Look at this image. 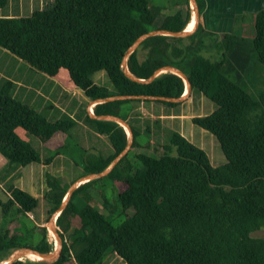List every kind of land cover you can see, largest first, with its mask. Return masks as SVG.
<instances>
[{
  "label": "trees",
  "instance_id": "trees-1",
  "mask_svg": "<svg viewBox=\"0 0 264 264\" xmlns=\"http://www.w3.org/2000/svg\"><path fill=\"white\" fill-rule=\"evenodd\" d=\"M196 1L200 10V0ZM8 2L0 0V9ZM190 16L189 0H53L29 15L0 17V48L60 86L80 88L91 100L113 95L179 97L185 83L177 74L167 71L140 83L123 73L121 62L139 35L152 29L182 30ZM253 29V50L264 66V8L253 15ZM250 63L245 38L233 31L215 33L198 24L185 37L144 39L129 54L128 70L139 78H148L164 65L182 70L191 90H199L216 104L210 113L192 116L191 122L216 137L225 162L213 165L204 149L178 131H172L170 144L161 147L158 156L142 151L154 143L138 138L151 132V122L157 124L160 118L143 115L134 106L154 101L180 107L183 101L95 103V114L119 116L133 133L129 150L105 175L113 179L123 220L116 224L113 216H105L90 203L79 206L85 197L79 193L102 177L85 181L56 219L62 237L59 258L51 263L22 258L13 264H97L106 255H118L125 264H264V235H255L264 231V84L257 99L244 88L243 75ZM99 70L105 71L112 90L94 83L92 76ZM14 88L12 80L0 79V156L9 164L6 171L33 162L49 163L53 155L43 158L30 143L31 136L45 145L55 133L63 132L64 151L71 147L75 125L69 116L47 119L18 100ZM83 112L86 124L106 138L109 148L89 155L82 149L80 161L84 174L100 172L123 150L128 134L115 121ZM134 150L139 151L131 155ZM134 161L141 166L134 167ZM6 171L0 174V187L5 184L9 192L6 200L0 198V261L19 247L51 251L47 227L31 225L28 213L44 206L49 219L70 184L47 172L48 190L39 199L11 179L1 184Z\"/></svg>",
  "mask_w": 264,
  "mask_h": 264
},
{
  "label": "rangeland",
  "instance_id": "rangeland-1",
  "mask_svg": "<svg viewBox=\"0 0 264 264\" xmlns=\"http://www.w3.org/2000/svg\"><path fill=\"white\" fill-rule=\"evenodd\" d=\"M53 0H9L8 4L0 9V17L5 16H25L29 15L30 12L34 9L43 8L45 6H48L52 3ZM154 3H157L158 0H153ZM167 7H172V4H167ZM170 9V8H167ZM164 12H168L167 10H164ZM192 13V12H191ZM238 35L243 36L245 38V45L246 47L250 48L251 50V63L248 67L247 72L243 75L244 77V88L249 92V94L254 98L257 99L258 94L260 90L263 87L264 84V66L258 62L256 58V53L253 50L252 45V39H253V19L252 15L250 17H246L243 21L242 26L234 27V31ZM204 38L209 37L207 35H204ZM222 51V48H218V53ZM32 75L36 74L34 71H32ZM40 75H33V79L37 78ZM97 78V77H96ZM1 79V78H0ZM23 79V78H22ZM108 77H106V81L108 82ZM60 86V85H59ZM16 98L23 103H26L30 106L37 107L42 115H45L48 118L54 119L47 115L46 111V104L42 100H47L42 97V94L39 93L35 88L31 90H24L21 89L17 94ZM74 98H77V96H74ZM187 99V98H186ZM33 100V101H29ZM52 100H59L58 95L56 92L53 93V99ZM185 102V100H184ZM191 107V111L187 109V104L184 105V109L181 110L184 113H188L189 115H192L195 113L196 115H204L210 113L215 107L216 104L213 103L211 100H209L207 97H205L199 90L193 89L191 93V102L189 103ZM183 106V105H182ZM179 110V107H175L173 110V113H182ZM131 117V116H129ZM130 120L133 121L131 118ZM152 121V120H151ZM172 131H178L181 134H183L187 139H189L191 142H193L195 145L201 147L206 151L208 154L210 161L213 165L218 166L225 162L224 154L221 150V147L219 145L218 140L216 137L210 133L209 131L202 129L201 127L194 125L191 122V119H180L179 117L175 118H162L160 119L159 123L151 122V132L149 133H142L140 137L138 138L139 141L142 143H145L147 141H151L154 144H151V149H145L142 150L150 155L158 156L161 153V147L164 145L170 144V138ZM89 132V131H88ZM83 133H86V130L83 129ZM61 135H54L52 140L45 145H41L33 136H31L30 143L37 147L42 156H48L53 155L54 157H58L56 154V149L60 155V157L55 161L61 162L64 158L62 155L67 157L66 153H68V150H62L61 145H58L60 143ZM92 141V147L96 148L98 151L103 150L105 151L108 148V142L106 139H100L96 136L91 137ZM71 143V146L73 147L71 154L72 155H79L82 151V149H87V155L96 153L98 151H94L92 148L87 146V143L82 142V136L76 137ZM156 147L157 151H154L153 148ZM56 148V149H55ZM139 151V150H138ZM136 150L132 151V153L138 152ZM173 154H175V150H172ZM77 159L75 162L70 165V162L68 161V164L66 167L54 175L58 177V179L65 184H68L69 181L75 180L77 177L84 175V167L83 164H81V157H75ZM8 162L5 159L4 162H0V174H2L4 171H6V168L8 167ZM134 167H140L141 163L139 161L133 162ZM19 171L12 173L9 177L11 178L14 175L13 178L9 182L13 183L17 187H21L24 190L30 191L32 190L37 191L38 193H44L46 185V179L42 180L40 178L41 171H43L40 168V164L33 162L29 163L25 166H20ZM53 173L50 169L46 168L44 170V176L45 173ZM30 175L33 176L34 181L30 179ZM6 185H2L0 187V198L2 200H6L9 196V192ZM70 186V185H69ZM69 188V187H68ZM42 191V192H41ZM79 195L83 197L81 201L79 202V206L84 205V203H90L92 206L99 209L105 216H113L114 222L116 224L120 223L124 216L121 212L120 208V202L118 201L117 197V189L114 185L113 179L111 177L103 176L100 179H97L95 182L91 184V187H87L83 189ZM79 197V196H78ZM104 200H107L108 207L104 206ZM76 201V200H75ZM41 208H39L40 210ZM38 209L34 212L28 213V217L30 218L31 225L32 222L37 223H43V226L47 225V214L44 215L43 219H40L37 215ZM128 213H133V209H128ZM0 220H1V206H0ZM33 220V221H32ZM17 222H14L13 224H10L9 226L12 228L14 225H16ZM48 231V229H47ZM36 234H39V232L36 230ZM256 236H263L264 231H258L255 233ZM48 240L51 241V237L49 235L48 231ZM37 240H33L35 243ZM52 243V242H51ZM53 245V244H52ZM16 250V249H15ZM13 250L8 257L15 251ZM107 256V255H106ZM104 257V261L109 259V255L107 257ZM7 257V258H8ZM102 260V262H103ZM31 261V260H30ZM97 263V264H102ZM23 264H39V263H32V262H24ZM65 264H72L71 262H66Z\"/></svg>",
  "mask_w": 264,
  "mask_h": 264
},
{
  "label": "crops",
  "instance_id": "crops-1",
  "mask_svg": "<svg viewBox=\"0 0 264 264\" xmlns=\"http://www.w3.org/2000/svg\"><path fill=\"white\" fill-rule=\"evenodd\" d=\"M200 5L201 7L199 10L200 12L199 24H201V26L205 30L212 31L215 33H223V32L234 31V27L236 30V27L242 26L243 21L245 20L247 16L250 17V15H252V19H253V15L258 10L264 8V0H200ZM190 9L192 12L191 13V16H192L193 11L191 7ZM32 71L36 73L33 75H40V76L33 79ZM92 77H93L94 83L104 86L109 90H112L110 81L109 80L108 82L106 81L107 75L104 70H99L95 72ZM0 78L1 79L8 78L15 83V88H14L15 97H16V94L21 89H24L26 91V90H31L35 88L37 91H39V93L42 94V97L47 99V100H42L46 104L47 115L54 118V119H51L43 115L47 119L56 120L64 116L71 117L75 121V125L71 129L70 142H69L70 145L71 143H73L72 141L76 137L82 136V142L87 143V146L92 148L96 152L98 150L92 147L93 143L91 141V137L94 135L100 139H106L103 135L93 132L89 128V125L86 124L85 114L83 110H85V113H87L90 116L89 111L91 110V112H93V108L95 104H91V99L87 98L83 94V91L80 88L74 87L72 89H66L62 86H59L56 79L49 77L45 74H42L41 72L37 70H34L29 64L25 63L21 59L16 58L15 56L10 54L3 48H0ZM54 92L57 93L59 100H52ZM191 93H192V90H190L189 95L187 99L185 100V102L183 101L181 103V106L179 107L180 111L184 109V105L186 104H187V109L191 111V107L189 104L191 102ZM74 96H77V98H74ZM29 101H33V100H29ZM134 107L136 111L140 112L143 115L151 116L152 118L159 117L160 119H162V118L179 117L180 119H188V118L191 119L192 116L196 115L195 113H193L192 115H189L188 113L186 114L182 111H181L182 113L174 114L173 110L175 107H169L164 104L156 103L154 101L136 104ZM83 129L86 130V133H83ZM54 135H61L60 143L58 145H62L66 141L65 133L57 132ZM51 140H49L48 142H50ZM108 148H109V145H108ZM108 148L106 150H108ZM72 149H73L72 146L68 147V153H66L67 157L62 155L66 159H63L61 162H58V163L56 162V165L54 164H55V161L60 157L59 153L57 154L58 157L53 156L52 161H50L49 163H46V164L39 163L40 168L43 170L41 171L39 179H42V180L45 179L44 170L46 168L50 169L53 172L50 174L54 175L55 173L62 171L68 164V161L70 162V165H72V163H75V160H77L78 158L75 159L74 156L81 157L82 155L81 154H79L78 156L72 155L71 154ZM42 157L48 158L46 156H42ZM4 160L5 158L0 156V162L2 161L3 163ZM19 167L20 166L15 167V168H10V169L8 168V171H6L5 173L6 175L3 180V183L1 184H4V182H7L9 179L13 178L15 174H13L11 178L9 176L14 172L19 171L20 170ZM30 179L34 181L32 175H30ZM74 181L73 180L69 181V184H71ZM44 190L47 191L48 187L46 186ZM28 192H30L33 196L39 199H41L44 194V193L42 194L38 193L37 191L32 190V188ZM37 215L40 219L44 218V215H46L44 211V206L37 212ZM37 224L42 225L43 223H37ZM107 264H125V263L121 261L118 255H110V258L107 260Z\"/></svg>",
  "mask_w": 264,
  "mask_h": 264
},
{
  "label": "water",
  "instance_id": "water-1",
  "mask_svg": "<svg viewBox=\"0 0 264 264\" xmlns=\"http://www.w3.org/2000/svg\"><path fill=\"white\" fill-rule=\"evenodd\" d=\"M189 3H190V7L192 8V11L195 14V24L191 30H186L185 29L186 27L182 30H179V31H172V30H167V29H152V30H149L145 33H142L127 48V50L125 51L124 56L122 58V62H121V67H122L123 73L127 77H129L131 80L136 81V82H140V83L150 82L157 75H159L160 73H163V72L169 71V72L175 73L183 79V81L185 83V87H187V93L182 94L179 97H166V96H158V95H113V96H108V97H103V98L92 99L91 104H95L98 102H107V101H112V100H121V99H149V100H162V101H171V102H182V101L186 100V98L188 97L189 92L191 90V83L182 70H180L179 68L174 67L172 65H164V66L157 68L148 78H139V77H136L135 75H133L128 70L127 58L129 56V54L132 53L144 39H146L150 36L167 35V36H173V37H185V36H188L191 33H193L199 24L200 12H199V7H198L196 0H189ZM183 93H185V90ZM89 112H90L89 113L90 116L94 119L111 120V121H115V122L119 123L120 125H122L126 129L127 134H128V139H127L125 147L111 161V163L106 168H104L102 171L84 174L70 184L69 188L67 189V191L64 195L63 200L61 201L58 208H56V210L51 214V216L49 217V219L47 221V225H46L48 231L51 230L53 232V235L57 239L58 244H57L56 248H53L49 252H41V251L33 249L29 246L19 247L10 255V257L0 261V264H13L15 261L21 260L22 257H24L25 255H27L29 253H35V254L40 255L41 261L46 262V263H51V262H54L56 259H58L60 254H61V250H62V237L59 233V227H57V225H56V219H57L58 215L60 214V212L67 205V203L71 197L72 192L83 182L88 181V180H92L95 178L103 177L106 174H108L111 171V169L118 163V161L129 150V148L132 144V141H133V133H132L130 125L128 124V122L126 120H124L123 118H121L119 116H115L112 114H99L98 115V114H95L94 112H91V110Z\"/></svg>",
  "mask_w": 264,
  "mask_h": 264
},
{
  "label": "bare ground",
  "instance_id": "bare-ground-1",
  "mask_svg": "<svg viewBox=\"0 0 264 264\" xmlns=\"http://www.w3.org/2000/svg\"><path fill=\"white\" fill-rule=\"evenodd\" d=\"M195 22V14L193 12L188 24L186 25V30H191L192 29V26ZM187 93V87H185V93L183 94H186ZM126 133V132H125ZM127 135V134H126ZM49 235L51 237V242L53 244V248H56L57 247V239L56 237L53 235V232L51 230H49ZM33 254V255H32ZM32 254H27L25 255L24 257H22L23 259L25 260H31V261H40L41 260V256L38 255V254H35V253H32ZM4 262V261H3ZM2 262V263H3Z\"/></svg>",
  "mask_w": 264,
  "mask_h": 264
},
{
  "label": "clouds",
  "instance_id": "clouds-1",
  "mask_svg": "<svg viewBox=\"0 0 264 264\" xmlns=\"http://www.w3.org/2000/svg\"><path fill=\"white\" fill-rule=\"evenodd\" d=\"M185 90V89H184Z\"/></svg>",
  "mask_w": 264,
  "mask_h": 264
}]
</instances>
